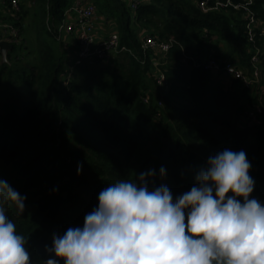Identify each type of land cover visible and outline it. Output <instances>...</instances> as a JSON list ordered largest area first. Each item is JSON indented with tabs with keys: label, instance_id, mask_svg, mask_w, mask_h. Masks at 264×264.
I'll list each match as a JSON object with an SVG mask.
<instances>
[{
	"label": "trees",
	"instance_id": "16d2710c",
	"mask_svg": "<svg viewBox=\"0 0 264 264\" xmlns=\"http://www.w3.org/2000/svg\"><path fill=\"white\" fill-rule=\"evenodd\" d=\"M91 1L129 50L74 63L76 43L56 35L74 0H18L17 12L12 0H0V22L19 28L12 51L33 39L37 51L30 68L12 64V51L0 64V178L26 194L24 212L9 204L8 215L28 237L33 264L49 255L45 245L54 232L83 225L103 187L134 172L155 168L156 185L180 194L210 154L243 149L252 195L264 200V115L262 124L243 122L259 95L228 87L229 79L205 66L211 57L250 66L244 9L204 10L199 0H141L137 9L132 0ZM251 8L264 20V0ZM142 33L175 41L166 52H145ZM158 72L165 87L156 82Z\"/></svg>",
	"mask_w": 264,
	"mask_h": 264
},
{
	"label": "clouds",
	"instance_id": "9594fccd",
	"mask_svg": "<svg viewBox=\"0 0 264 264\" xmlns=\"http://www.w3.org/2000/svg\"><path fill=\"white\" fill-rule=\"evenodd\" d=\"M251 167L245 150L224 148L180 194L156 185L155 168L115 179L82 226L53 233L43 264H264V200L252 195ZM25 201L0 178V264H33L28 237L8 215L9 204L22 214Z\"/></svg>",
	"mask_w": 264,
	"mask_h": 264
},
{
	"label": "built area",
	"instance_id": "2783aa9c",
	"mask_svg": "<svg viewBox=\"0 0 264 264\" xmlns=\"http://www.w3.org/2000/svg\"><path fill=\"white\" fill-rule=\"evenodd\" d=\"M141 0H132L131 6L137 9ZM209 0H199L198 4L204 10L218 8L219 6H232L243 8L246 19V34L253 43L250 49V66L242 65L236 61H227L222 64L217 58L211 57L206 60V68L222 73L229 80H238L247 89L259 95V104L248 111L243 119L244 123H263L261 115H264V20L252 10L253 0H243L239 3L235 0H215L214 6H209ZM15 12L19 10L18 0H12ZM14 13V12H13ZM98 9L91 0H77L70 5L62 20L56 25L57 37L61 41H73L77 45L74 63H81L87 59H104L111 54L129 50L125 45H121V36L117 30L100 33L98 29ZM0 41L14 44L19 43V28L12 22H0ZM142 48L146 52L153 48L156 52H166L170 49L174 37L159 39L149 33L141 34ZM145 62V58H142ZM157 64L158 61L154 60ZM158 86L165 87L167 83L163 72H158L155 76ZM145 101H150L149 96L144 97ZM163 104L162 100L159 102Z\"/></svg>",
	"mask_w": 264,
	"mask_h": 264
},
{
	"label": "rangeland",
	"instance_id": "374dc122",
	"mask_svg": "<svg viewBox=\"0 0 264 264\" xmlns=\"http://www.w3.org/2000/svg\"><path fill=\"white\" fill-rule=\"evenodd\" d=\"M74 1H77V0H74ZM31 18H32V15H30L27 18L28 21L31 20ZM33 32L34 31L31 28L30 33H33ZM34 43H35V40L34 39L32 41L29 40V42H27V44H28V47L27 48L20 49L18 47L17 49H15V51H12V56H11V60L13 61L12 64L19 63V64H17L18 65L17 67H20L21 66L22 68L23 67L30 68L32 66V63L35 62L36 55H37V51H36V48H35V44ZM106 62H108V61H106ZM1 63H4L2 54H0V64ZM227 86L230 87V88L231 87L242 88V85L240 83H237V85L235 86L234 83L232 81H230V80L228 81Z\"/></svg>",
	"mask_w": 264,
	"mask_h": 264
},
{
	"label": "crops",
	"instance_id": "0c3cea01",
	"mask_svg": "<svg viewBox=\"0 0 264 264\" xmlns=\"http://www.w3.org/2000/svg\"><path fill=\"white\" fill-rule=\"evenodd\" d=\"M98 29L102 34H107L110 31L116 30L114 29V24L111 19H108L105 15L101 14L98 17ZM0 54L2 53L0 52Z\"/></svg>",
	"mask_w": 264,
	"mask_h": 264
},
{
	"label": "water",
	"instance_id": "95a60500",
	"mask_svg": "<svg viewBox=\"0 0 264 264\" xmlns=\"http://www.w3.org/2000/svg\"><path fill=\"white\" fill-rule=\"evenodd\" d=\"M14 49V45L6 41H0V52L3 56V61H9L8 54Z\"/></svg>",
	"mask_w": 264,
	"mask_h": 264
}]
</instances>
